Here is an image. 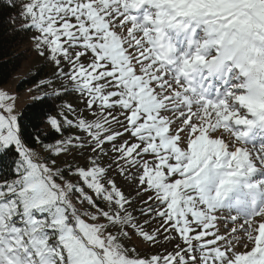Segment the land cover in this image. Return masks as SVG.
I'll use <instances>...</instances> for the list:
<instances>
[{"label":"snow or ice","instance_id":"6c2138e0","mask_svg":"<svg viewBox=\"0 0 264 264\" xmlns=\"http://www.w3.org/2000/svg\"><path fill=\"white\" fill-rule=\"evenodd\" d=\"M5 3L50 71L0 90V264H264V0Z\"/></svg>","mask_w":264,"mask_h":264},{"label":"trees","instance_id":"16d2710c","mask_svg":"<svg viewBox=\"0 0 264 264\" xmlns=\"http://www.w3.org/2000/svg\"><path fill=\"white\" fill-rule=\"evenodd\" d=\"M15 15V9L8 7L5 0H0V85L8 82V80L21 68V65L25 61L27 54L30 49L27 47L26 43L30 40L32 32H18L14 29L18 27V22L13 23L10 21L9 17ZM48 72L47 66L42 62L41 65L35 70L31 71L23 77L17 84L19 90L25 89L29 85H33L35 80L33 78V73H38L44 75ZM67 97H65L66 99ZM32 102V101H31ZM31 102L27 103L23 108L26 109ZM58 103V101H57ZM22 110L20 111L21 114ZM70 158L69 160H71ZM3 173L0 172V175ZM147 199V197H144ZM171 248V245H169ZM141 254L145 251L149 253L157 251V249H139Z\"/></svg>","mask_w":264,"mask_h":264},{"label":"rangeland","instance_id":"374dc122","mask_svg":"<svg viewBox=\"0 0 264 264\" xmlns=\"http://www.w3.org/2000/svg\"><path fill=\"white\" fill-rule=\"evenodd\" d=\"M188 22V21H185ZM33 35V34H32ZM202 33H198L194 39H202ZM27 47L30 49L29 53L27 54V57L25 59V61L23 62V64L21 65V68L8 80L7 83L0 85V90H6L9 91L10 94L14 95L16 97V110L17 112H20L22 110V108L29 102L32 101V97L34 95H36V93L34 92H30L29 89H31L33 87V85H29L27 86L25 89L23 90H19L17 88V84L19 83V81L26 76L27 73L31 72V71H35L39 65H41V63L43 62L42 58L36 53V51L33 49L32 46V41L31 39L28 40V42L26 43ZM182 50V49H181ZM48 72L50 71V68L47 67ZM236 75H238V73L236 71H234L232 73V76L235 77ZM235 81L233 80V83ZM219 82L216 81L215 79H213V93L215 90V86L218 84ZM66 99H71V96H68ZM239 127H243V126H239ZM225 136H227V134H224ZM253 135H255V130ZM214 138V137H213ZM256 142H259V137H256ZM247 147L251 148L252 147V142H249L247 145ZM70 158H72L71 156L69 157H62L61 159H67L69 160ZM225 215H227L228 213L225 212ZM223 232V229H222ZM141 249V248H140ZM152 250V249H151ZM242 250V249H239Z\"/></svg>","mask_w":264,"mask_h":264},{"label":"clouds","instance_id":"9594fccd","mask_svg":"<svg viewBox=\"0 0 264 264\" xmlns=\"http://www.w3.org/2000/svg\"><path fill=\"white\" fill-rule=\"evenodd\" d=\"M256 47L258 49H261L264 46H261V45L257 44ZM254 58L257 60L258 64H264V54H257V55H255ZM253 74L255 76H258L261 79H264V69H260L258 71H254Z\"/></svg>","mask_w":264,"mask_h":264}]
</instances>
